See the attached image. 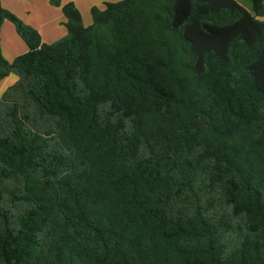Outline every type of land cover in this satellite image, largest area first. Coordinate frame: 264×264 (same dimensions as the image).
Returning <instances> with one entry per match:
<instances>
[{"label":"trees","instance_id":"16d2710c","mask_svg":"<svg viewBox=\"0 0 264 264\" xmlns=\"http://www.w3.org/2000/svg\"><path fill=\"white\" fill-rule=\"evenodd\" d=\"M61 6V0H50ZM122 0L0 80V264H264V0Z\"/></svg>","mask_w":264,"mask_h":264},{"label":"crops","instance_id":"0c3cea01","mask_svg":"<svg viewBox=\"0 0 264 264\" xmlns=\"http://www.w3.org/2000/svg\"><path fill=\"white\" fill-rule=\"evenodd\" d=\"M120 0H61V6H53L50 0H1L4 8L19 17L25 24L36 29L42 42L52 44L67 35L66 18L62 6L74 3L82 15L83 24L92 25L91 9L106 8L107 3H116ZM0 47L2 56L13 62L18 56L29 51L27 44L18 35L15 26L5 21L0 29ZM18 81L15 74H10L0 80V98L3 93Z\"/></svg>","mask_w":264,"mask_h":264},{"label":"rangeland","instance_id":"374dc122","mask_svg":"<svg viewBox=\"0 0 264 264\" xmlns=\"http://www.w3.org/2000/svg\"><path fill=\"white\" fill-rule=\"evenodd\" d=\"M122 1V0H120ZM242 6H244L245 8L249 9L250 8V3L249 0H237ZM51 3V2H50ZM55 6V5H53ZM59 7V6H57ZM82 16V15H81ZM21 38V37H20ZM22 39V38H21Z\"/></svg>","mask_w":264,"mask_h":264},{"label":"built area","instance_id":"2783aa9c","mask_svg":"<svg viewBox=\"0 0 264 264\" xmlns=\"http://www.w3.org/2000/svg\"><path fill=\"white\" fill-rule=\"evenodd\" d=\"M262 20L264 21V17L262 18Z\"/></svg>","mask_w":264,"mask_h":264}]
</instances>
